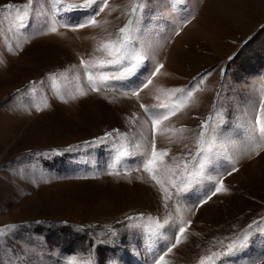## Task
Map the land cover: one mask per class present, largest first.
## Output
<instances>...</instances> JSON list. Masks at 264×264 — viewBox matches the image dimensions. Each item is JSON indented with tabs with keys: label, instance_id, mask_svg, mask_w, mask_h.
Listing matches in <instances>:
<instances>
[{
	"label": "rangeland",
	"instance_id": "374dc122",
	"mask_svg": "<svg viewBox=\"0 0 264 264\" xmlns=\"http://www.w3.org/2000/svg\"><path fill=\"white\" fill-rule=\"evenodd\" d=\"M134 2L109 0L95 26L58 24L44 35H33L44 19L34 17L25 39L16 9L4 6L27 0H0V228L17 226L0 238V264H154L181 226L166 264H264V147L248 135L257 116L264 121V0H147L136 47L149 69L164 67L138 96L94 92L80 61L111 59L97 49L117 38ZM32 8L51 5L33 0ZM61 15L76 23L87 13ZM207 73L178 113L153 128L150 113ZM213 116L221 135L213 147L220 156L206 169L212 179L186 185L183 165ZM106 133L105 143H90ZM153 142L167 152L156 165L163 188L137 170ZM165 220V235L149 246L146 233Z\"/></svg>",
	"mask_w": 264,
	"mask_h": 264
},
{
	"label": "snow or ice",
	"instance_id": "6c2138e0",
	"mask_svg": "<svg viewBox=\"0 0 264 264\" xmlns=\"http://www.w3.org/2000/svg\"><path fill=\"white\" fill-rule=\"evenodd\" d=\"M146 2L147 0H135L131 7V11L128 13L129 19L123 27L118 29L117 38L103 42L100 48L97 49V51L104 52L111 57L110 60L89 61L81 59L80 63L84 69V75H86L87 82L92 91H99L100 86L118 87L125 93V95L138 96L139 91L142 88L148 87V85L152 82V76L159 73L161 68L164 67L163 64H155L149 69L144 64V60L147 59V57L138 51L136 47L137 39L143 27ZM32 3L33 0H27V4L22 6H17L12 3L4 6L9 10L16 9L15 19L18 21V31L20 36L25 39L28 38L26 36V29L34 17H44V19L41 20L40 32L34 33L33 35L56 33L58 24L72 30L85 28L89 25L95 26L97 24L96 17L105 11L108 7L109 0H83V3L80 5H69L66 7L62 6L63 0H48V3L51 5V10H46L44 12L33 9ZM21 7L24 9L23 13H21ZM70 11H83L86 12L87 15L80 18L76 23H69L67 18L62 16L61 13ZM25 17H27V19H25ZM192 18L194 17L189 14V17L181 19V24L186 25L190 23ZM174 31L176 35H179V28ZM141 68H144V72L140 71ZM145 73H147L145 80L139 84H137L135 80L131 79L134 76H137L138 78V74L144 75ZM207 75H210V73L194 78L190 85L186 88L174 90L179 92L180 95L174 96L170 103L161 105L163 111L150 113L153 128L158 126L162 121L168 120L171 116L176 115L180 108L185 105L186 101L191 99L193 91L199 88V85L204 81ZM80 95L84 96L85 93L80 91ZM141 107L145 108L146 112L149 111L144 105H141ZM259 111L264 112V100H261L259 104ZM213 118L214 116L201 122V130L199 132V140L197 144L198 151L191 155L189 162L183 165L184 183L186 185L199 184L212 179L211 176L207 175L206 169L213 166L215 160L220 156V153L218 151H214L213 147L215 146L218 137L221 135V132L217 130V126L212 123ZM255 125L258 127H253L249 130V139L254 142L255 148H261L264 147V121H261L259 116H257L255 119ZM114 131L118 132L119 130L115 129ZM210 131L212 133L211 136L209 135ZM111 136L112 133H106L103 137H98L96 141L90 143H105ZM166 155L167 152L157 151L155 142H153L151 156L139 162L137 170H139L140 167H143V170L149 174L153 181L157 184H161V180L156 175V172L158 171L156 165L159 164L161 162V158ZM119 162V158H117L116 163L118 164ZM125 170L127 171V169ZM233 171H238V169L235 167L228 168L223 175H231ZM107 174L112 175L113 173L108 172ZM161 187L163 188L162 184ZM223 189L224 185L221 181L219 186L215 187L211 194L215 195L216 192ZM164 191L167 193L166 189H164ZM208 198H210V196H206L203 202L206 203ZM127 219L130 222H136L143 219V214L138 217L129 216ZM151 219L152 218L149 217L150 222ZM166 224H168L167 220L163 223H159L157 221L155 229H150L146 233L149 246H151L156 238H162L165 235V233L158 230L163 229ZM129 226L139 225L133 223ZM16 227V225H8L5 228H0V238H3L11 231H14ZM249 228H252V225H249ZM185 231L186 229L182 226L178 228L172 242L165 250L162 251V254L154 260V264H166L165 256L181 243L180 238L184 235ZM248 235L249 234H245V236L241 238L245 244L248 240ZM238 246L243 245L229 244L227 247L231 250ZM86 264H93V262L89 260Z\"/></svg>",
	"mask_w": 264,
	"mask_h": 264
}]
</instances>
